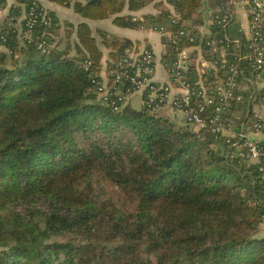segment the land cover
I'll list each match as a JSON object with an SVG mask.
<instances>
[{"label": "trees", "instance_id": "trees-1", "mask_svg": "<svg viewBox=\"0 0 264 264\" xmlns=\"http://www.w3.org/2000/svg\"><path fill=\"white\" fill-rule=\"evenodd\" d=\"M49 1L86 19L113 17L121 27L163 26L171 34L162 54L169 73L186 46L185 79L208 84L224 74L198 70L201 55L220 58L197 27L207 0ZM149 4L157 14H123ZM215 5L230 14L227 0ZM31 8L45 10L37 0H16L0 25V264H264L256 164L227 155L210 127L100 96L98 82L112 85L117 61L141 41L104 29L95 35L87 21L62 22L48 10L50 24L40 19L27 34ZM232 23L211 32L234 60L246 43L234 39ZM101 43L109 49L106 68ZM250 70L244 61L243 84ZM118 84L128 95L129 82ZM239 92L233 119L241 109L245 117L250 102L245 86Z\"/></svg>", "mask_w": 264, "mask_h": 264}, {"label": "built area", "instance_id": "built-area-1", "mask_svg": "<svg viewBox=\"0 0 264 264\" xmlns=\"http://www.w3.org/2000/svg\"><path fill=\"white\" fill-rule=\"evenodd\" d=\"M228 7H240L249 14V36L245 49L238 53L234 60L227 56L224 39H218L208 31L210 39L207 45L212 52H219L220 58L207 60L200 56L197 60L198 70L205 72L207 68L216 73L221 70L223 75L215 74L216 79L206 83L201 77L197 83L184 78L182 68L186 70L185 59L189 57V48L184 46L179 53V58L174 62L169 74V81L162 83L156 80L157 60L155 53L146 45L135 46L132 50L116 63L112 72L115 80L112 85L107 79L98 82L97 90L100 96L116 105L117 101H125L133 92H142L143 102L148 104L152 111L169 109L172 116H182L188 124L194 127H210L217 139H224L229 146L227 155L237 156L256 164L259 181L264 185V137L262 139L251 138L243 129L237 131L235 119L228 114L231 112V101H243V95L239 92L245 86L240 80L242 63L247 61L250 65L251 75L246 80L259 79L264 73V0H227ZM229 12V10H228ZM230 14L220 15L213 12L210 25H227ZM50 24L52 18L46 10L38 11L31 8L27 14V34L38 20ZM163 34L171 35L165 31V27H153ZM206 30H201L204 35ZM180 35H187L188 31L181 30ZM191 40H194L192 37ZM173 76V78H171ZM201 76V75H200ZM128 81V95L122 96L119 84ZM117 97V98H115ZM256 133L264 134V119L260 116L254 123ZM264 222V214L261 216Z\"/></svg>", "mask_w": 264, "mask_h": 264}, {"label": "crops", "instance_id": "crops-1", "mask_svg": "<svg viewBox=\"0 0 264 264\" xmlns=\"http://www.w3.org/2000/svg\"><path fill=\"white\" fill-rule=\"evenodd\" d=\"M6 1L7 2L5 5H0V25L5 23L11 11V8L16 3V0H6ZM37 1L42 4V6L45 8L46 11L47 10L54 11L61 20L67 18L66 16H68V18H71L69 20H71L72 23L74 24H77L81 21H87L90 24L95 35H97L98 29H104L110 34L116 35L118 37L130 38L133 41H141L139 45L140 44L146 45L147 47L152 49L155 53L156 60H157L156 76H155L156 80L162 83H166L167 81H169V74L167 73V70L162 64V54L165 50V44L163 43V36L165 35L161 33L160 31L156 30L155 28H153L154 26L152 25L148 26V25L142 24L136 29L121 27L113 22V17H109L105 19H97V20L86 19L82 17L81 15H79L78 13H76L73 7L61 6L49 0H37ZM207 7H208L207 8L208 18H207V22L206 23L204 22L205 25L203 29L206 30L204 33H208V31L212 27L210 25V20L212 19L211 17L212 13L220 9L218 5H215L214 7L212 6H207ZM229 10H230L229 12L231 15L230 21L235 22V27H233L234 34H235L234 39L240 40L241 39L240 36H242L245 39V43H246L248 36H249L248 11L240 7L229 8ZM126 13H131L137 18H142V16L145 14H157L158 10L155 8L154 4H149L146 7L138 11H134V12H130L126 9L123 12V14H126ZM23 17H24V12L21 17H18V21H20ZM18 24L19 22L16 25ZM0 49H3L2 45H0ZM106 50H107V53H106L105 59H103L104 68H106V62L108 60V55H109V49L106 48ZM244 85H245L246 90L251 92L249 94L250 102H249L248 110H247L245 117H243L242 109L234 112L235 125L237 127V131L238 130L241 131L244 129L251 138L262 139L264 137V134L256 133L254 129V123L259 116L264 119V98H263L264 78L262 79L259 78L256 80L252 79V81L250 80L246 81ZM139 94H140L142 105H143L144 103L143 96H142L143 94L142 92H139ZM165 112L167 116L172 117V114L170 111L166 110L163 113ZM242 118L244 119L241 120ZM237 119H239L240 125L238 124ZM259 234L264 236V224H261V229H260Z\"/></svg>", "mask_w": 264, "mask_h": 264}, {"label": "rangeland", "instance_id": "rangeland-1", "mask_svg": "<svg viewBox=\"0 0 264 264\" xmlns=\"http://www.w3.org/2000/svg\"><path fill=\"white\" fill-rule=\"evenodd\" d=\"M215 2V0H207L206 1V4H205V10L207 11V6H212V4ZM67 18H65V19H63L62 20V22L64 21H66V22H72L71 20H69V19H71V18H68V16H66ZM207 18H208V13L206 12L205 13V17H204V20H205V23L207 22ZM205 23H203V24H200V25H197V27L200 29V30H203V28H204V25H205ZM62 27H63V29L64 30H67V26H66V24L65 23H63V25H62ZM231 27L233 28V27H235V22H233L232 24H231ZM61 34L62 35H65V33H64V31L62 32V29H61ZM60 36V35H59ZM100 41V40H99ZM65 42H66V40H64V42L62 43V47L65 45ZM101 45V47H102V49H103V51H104V58L103 59H105V56H106V53H107V50H106V48L102 45V44H100ZM143 44H140L139 46H142ZM131 51H133V50H131ZM127 100L130 102V104L133 106V108H135V109H140L141 107H142V101H141V97H140V94H139V92H133L132 94H130V95H128L127 96ZM166 110H168V111H170L169 109H160V110H157L156 111V113L157 114H160V115H163V116H167V114H166V112L165 113H163L164 111H166ZM171 112V111H170ZM174 122H176L177 124H182V122H183V119H182V117L180 116L179 118L178 117H174V116H169ZM181 118V119H180ZM191 126V125H190ZM119 202L120 203H122L123 201H122V198H120L119 199ZM261 224H264V222L261 220V223H260V225H259V233H260V229H261ZM260 235V234H259ZM260 236H263V235H260Z\"/></svg>", "mask_w": 264, "mask_h": 264}, {"label": "water", "instance_id": "water-1", "mask_svg": "<svg viewBox=\"0 0 264 264\" xmlns=\"http://www.w3.org/2000/svg\"><path fill=\"white\" fill-rule=\"evenodd\" d=\"M264 78V73L261 75V79Z\"/></svg>", "mask_w": 264, "mask_h": 264}]
</instances>
